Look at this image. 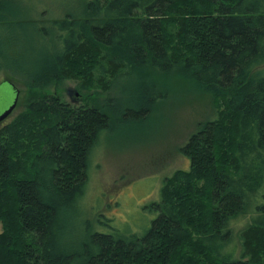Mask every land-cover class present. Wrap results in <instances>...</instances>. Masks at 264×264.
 Masks as SVG:
<instances>
[{"label": "trees", "instance_id": "obj_1", "mask_svg": "<svg viewBox=\"0 0 264 264\" xmlns=\"http://www.w3.org/2000/svg\"><path fill=\"white\" fill-rule=\"evenodd\" d=\"M10 1L0 0V73L35 89L72 80L108 92L136 69L178 72L217 113L182 148L189 168L165 178L143 234L80 242L77 210L111 117L55 94L31 101L0 125V264H264V76L249 78L264 62V0H90L87 20L54 22L58 48L26 62L8 53ZM123 115L138 122L149 109ZM246 215L239 252L233 222Z\"/></svg>", "mask_w": 264, "mask_h": 264}, {"label": "rangeland", "instance_id": "obj_2", "mask_svg": "<svg viewBox=\"0 0 264 264\" xmlns=\"http://www.w3.org/2000/svg\"><path fill=\"white\" fill-rule=\"evenodd\" d=\"M89 1H10L7 5L12 12L7 17L11 13L16 15L10 21V26H15L13 34L16 40L9 46L11 59L18 57L26 62L41 51L56 50L58 38L52 28L54 22L69 17L80 23L87 20ZM12 71L0 73V85H3L0 89L9 91L8 99H0V112L13 104L15 91L11 85L19 91L17 107L4 123L25 110L31 101L47 94L58 95L72 106L91 104L111 117V127L103 132L92 155L87 191L77 210L74 230L80 242L95 231L143 234L154 218L146 207L159 201L165 178L189 168L190 162L183 155L182 148L199 126L214 119L217 113L215 97L196 89L178 72L161 74L154 69H136L133 77L121 79L112 90L103 92L96 86L82 88L72 80L53 82L45 88L35 89L26 85L22 74ZM260 76H264V62L251 70L249 78ZM141 90H147L148 97L155 98V101L145 104ZM141 108L149 109L144 120L128 122L123 119L127 109ZM252 221L253 215H246L233 222L239 252L240 233ZM2 231L0 223V233ZM231 247L230 250L234 251L235 247Z\"/></svg>", "mask_w": 264, "mask_h": 264}, {"label": "water", "instance_id": "obj_3", "mask_svg": "<svg viewBox=\"0 0 264 264\" xmlns=\"http://www.w3.org/2000/svg\"><path fill=\"white\" fill-rule=\"evenodd\" d=\"M11 85V84H10ZM2 84H1V86H0V88H2ZM13 88H14V91H15V99H14V101H13V104L7 109V110H5L4 112H0V125L4 122V121H6L12 114H13V112H14V110L16 109V107H17V104H18V98H19V91H17L16 89H15V87L13 86V85H11ZM6 91V96H5V98H3L4 100L5 99H8V94H9V91H7L6 89H0V93H1V91ZM2 99V100H3Z\"/></svg>", "mask_w": 264, "mask_h": 264}, {"label": "flooded vegetation", "instance_id": "obj_4", "mask_svg": "<svg viewBox=\"0 0 264 264\" xmlns=\"http://www.w3.org/2000/svg\"><path fill=\"white\" fill-rule=\"evenodd\" d=\"M12 85H13V84H12ZM13 86H14V85H13ZM14 87H15V86H14ZM15 89L18 91V89H17L16 87H15ZM5 94H6V91H5V90H4V91L2 90L1 93H0V99L5 98V96H6ZM4 122H5V121H4ZM4 122H3V123H4ZM3 123H2V124H3Z\"/></svg>", "mask_w": 264, "mask_h": 264}]
</instances>
